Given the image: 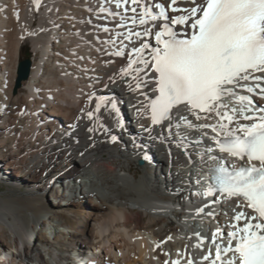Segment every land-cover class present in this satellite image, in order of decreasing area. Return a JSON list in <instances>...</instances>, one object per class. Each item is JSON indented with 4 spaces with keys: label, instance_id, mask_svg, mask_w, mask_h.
<instances>
[{
    "label": "bare ground",
    "instance_id": "6f19581e",
    "mask_svg": "<svg viewBox=\"0 0 264 264\" xmlns=\"http://www.w3.org/2000/svg\"><path fill=\"white\" fill-rule=\"evenodd\" d=\"M54 4L58 10L49 11ZM90 6L98 10V0H91ZM68 13L75 17L71 23L66 18ZM36 19L38 26L34 27ZM81 19L106 23L86 11L84 0H42L39 9L33 0H0V151L11 145L15 148L13 153L0 152V176L23 185L26 182V187L32 190L25 193L9 190L11 195L4 198L0 195V264H72L80 255L91 264H164L165 260L186 264L192 258L196 264H205L201 257L206 252L195 247L200 239L194 233L210 236L209 230L217 222L202 219L196 212L204 203L201 198L194 197L198 203L194 210L186 208L180 200L182 190L196 189L199 157L189 151L197 161L189 164L175 141L153 142L143 132L141 126H149L147 114L138 115L133 105L146 106L154 83L149 88L132 91L119 83L102 91L108 77L126 67L128 59L98 54L97 42L86 35L91 26L75 22ZM52 21L59 27L53 29ZM100 35L107 39V34ZM55 36L59 39L57 43ZM25 42L31 45L35 58L30 60V75L20 87L24 92L15 95L16 70ZM128 43L124 41L125 45ZM111 50L114 52L115 48ZM123 50L129 53L131 47ZM109 60L111 63L102 62ZM93 68L96 73L90 71ZM97 74L102 82L95 83L93 88L90 77ZM141 91L146 95H141ZM89 94L93 96L91 101ZM101 96L123 101L118 117L123 127L116 123L117 117L108 115L103 105L101 113L96 114L99 118L88 120L86 112L94 110ZM252 98L259 102V97ZM226 102L237 104L234 97ZM189 119L198 123L191 115ZM105 122L111 129L105 133L116 135L120 145L100 136L99 126ZM74 125L79 127L73 128ZM87 127L97 130L89 134ZM158 131L159 128L153 134ZM172 131L188 137L187 128ZM89 135L94 139L89 140ZM133 136L138 143L149 145L147 151L156 163L154 175L148 173L147 167L140 168L139 178L135 176L137 170L132 171L136 159L142 158V152L132 146ZM93 141L98 142L90 147ZM18 142L37 146L20 156ZM165 147H169L170 154ZM65 164L72 168L65 170L63 177L61 170ZM48 172L50 177L45 178ZM47 179L53 181L50 187L45 183ZM97 183L105 190L96 187ZM106 191H124L129 198L123 201L118 197L122 202L115 200L108 204ZM41 192L47 194L48 202ZM224 207L228 209L231 205ZM144 218L147 221L143 222ZM219 220L224 223L228 218L221 215ZM169 236L173 238L171 241L167 240ZM207 248H212V244L207 243Z\"/></svg>",
    "mask_w": 264,
    "mask_h": 264
},
{
    "label": "snow or ice",
    "instance_id": "6c2138e0",
    "mask_svg": "<svg viewBox=\"0 0 264 264\" xmlns=\"http://www.w3.org/2000/svg\"><path fill=\"white\" fill-rule=\"evenodd\" d=\"M41 2L33 0L37 9ZM90 5L91 0H84L86 11L106 23H93L91 19L75 22L91 26L86 35L97 42L98 54L128 59L127 66L110 75L104 87L123 83L132 91L154 83L152 90L157 94L148 97L149 104L133 105L138 115L150 113L151 127L141 126L148 139H159L160 143L175 141L189 164L197 163L189 147L204 145L203 151L194 154L199 157L201 171L205 157L216 162L207 167V181L196 177L199 187L195 195L205 200L196 212L202 219L217 222L215 231L209 230L210 236L194 233L200 239L195 247L206 252L202 261L264 264V103L258 106L252 98L254 95L264 101V0H98V10ZM56 10L55 4L49 8ZM66 18L70 23L75 20L70 13ZM52 23L59 27L55 21ZM137 27L142 30L136 31ZM101 32L107 34V39L101 37ZM153 37L155 44L150 41ZM129 46L131 52L125 53L123 49ZM90 71L97 72L95 68ZM90 79L94 81L93 88L95 83L102 82L99 74ZM238 89L252 95L240 94ZM141 95L146 93L141 91ZM233 97L236 105L226 102ZM88 99L91 101L93 96L89 94ZM102 105L123 127L118 119L119 101L114 98L99 97L94 110L86 112L88 120L99 118L96 114L101 113ZM181 108L185 111L181 112ZM189 115L198 123L190 120ZM100 127L111 131L103 124ZM181 127L194 130L199 136L186 145L187 135L172 131ZM157 128L159 131L153 135ZM96 130L86 128L89 134ZM111 141L116 142L117 136L112 135ZM97 142L89 146L94 147ZM132 146L142 152L144 161H150L148 144L138 143L133 136ZM225 205L231 207L226 209ZM221 215L228 218L227 226L220 222ZM240 221L244 222L242 227ZM207 243L212 248H207ZM164 264H180V260H165ZM186 264H196L195 258L188 259Z\"/></svg>",
    "mask_w": 264,
    "mask_h": 264
},
{
    "label": "rangeland",
    "instance_id": "374dc122",
    "mask_svg": "<svg viewBox=\"0 0 264 264\" xmlns=\"http://www.w3.org/2000/svg\"><path fill=\"white\" fill-rule=\"evenodd\" d=\"M37 16H38V13H37ZM36 26H38V19H36L35 20V22H34V27H36ZM38 57H40V55H38ZM33 58H35V55H34V53L32 52V47H31V45L28 43V42H25L24 44H23V47H22V49H21V52H20V56H19V61H21V60H24V59H29V60H32ZM20 92L21 93H23L24 91H22V88H19L18 90H17V92L15 93V95H19L20 94ZM105 127L107 126V123L105 122V123H102ZM101 125V124H100ZM20 130H22V128L21 127H19V129H18V131L20 132ZM18 131L17 132H15V134H14V136H15V138L17 139L18 138ZM99 134H100V136L101 137H104V138H107L108 137V139L109 140H111V136H109V135H107L106 133H105V131H104V129L103 128H101L100 126H99ZM13 136V137H14ZM94 139V137H92V140ZM24 142V141H23ZM18 144L19 145H21V143L20 142H18ZM114 144L115 145H120L119 144V142H114ZM29 146V147H28ZM36 146H37V143H31V142H27V144L26 143H23L22 145H21V149H18V153H20V156H23V155H25V154H27V151H28V149L29 148H31V149H36ZM14 147L11 145L10 147H7L6 149H4V150H1L0 152L1 153H3V151L5 152V153H13L14 152ZM0 153V154H1ZM115 164L117 163V162H114ZM63 168H62V170H61V175L63 176V177H65L64 176V172H65V170H67V169H70L71 170V168H72V166H70V165H68V164H65V165H63L62 166ZM140 168L141 167H138V165L136 164V167H134L133 166V170L132 171H136L137 170V172H136V174H135V176H136V178H139V173L141 174L142 173V171L140 170ZM139 172V173H138ZM49 174H50V172H48V174H46V176H45V178H49L50 176H49ZM44 178V179H45ZM19 180H21V179H19ZM52 182L53 181H51V180H49V179H47V181L45 182V183H48V186L50 187L51 185H52ZM22 183H24L25 185H23V184H21V183H18V182H15V181H13V180H11V179H9V178H6V177H2V176H0V195H1V197H7V196H10L11 195V193L9 192V190H13V191H17V192H20V193H25L26 191H32V190H30V189H28V187H26V186H28V185H26V184H28V183H26V182H22ZM96 187H98V188H102V191H104L105 190V188L102 186H100V184L99 183H97L96 185H95ZM104 189V190H103ZM107 192V191H106ZM118 191H113L112 193H114L116 196H114V195H112V193L111 192H107L108 193V198H107V201H108V204L109 203H113L115 200H119V201H121L122 202V200L121 199H124L123 201H126V199L127 198H129L128 197V195H126L125 193H124V191L122 192V191H120L119 193H117ZM41 196H44L45 198H46V200H47V202H48V200H49V198H48V196H47V194H44L43 192H41ZM109 197H111V198H109ZM118 197H120L121 199H118ZM127 197V198H126ZM114 199V200H113ZM165 199H169L168 197H165ZM112 205H114V204H112ZM145 221H147V219L146 218H144L143 219V222H145ZM160 223V222H159ZM159 223H157V225L159 226L160 224ZM172 228H173V226H171Z\"/></svg>",
    "mask_w": 264,
    "mask_h": 264
},
{
    "label": "water",
    "instance_id": "95a60500",
    "mask_svg": "<svg viewBox=\"0 0 264 264\" xmlns=\"http://www.w3.org/2000/svg\"><path fill=\"white\" fill-rule=\"evenodd\" d=\"M31 62L29 59L21 60L17 65L16 79L13 87V94L21 87L22 82L27 80L30 75ZM137 165L139 167H144L145 162L143 160H138Z\"/></svg>",
    "mask_w": 264,
    "mask_h": 264
}]
</instances>
